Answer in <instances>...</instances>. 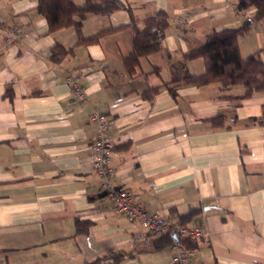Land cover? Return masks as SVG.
Wrapping results in <instances>:
<instances>
[{
	"label": "crops",
	"instance_id": "0c3cea01",
	"mask_svg": "<svg viewBox=\"0 0 264 264\" xmlns=\"http://www.w3.org/2000/svg\"><path fill=\"white\" fill-rule=\"evenodd\" d=\"M118 1L130 13L88 14L80 33L124 28L79 45L73 27L47 32L36 0H0V264H84L109 251L122 256L117 264H169V247L149 251L134 242L138 227L115 215L100 192L89 163L94 111L106 117L115 143V186L172 225L197 210L183 227L207 236L191 242L188 264H264V92L237 99L241 86L221 90L217 83L176 87L174 98L168 91L180 64L191 76L204 73L201 58L182 62L184 54L209 33L251 20L255 10L237 11L236 0ZM158 11L168 15L160 50L130 75L126 25L140 27ZM12 27L21 36L6 43ZM263 28L254 21L238 38L242 59L262 48ZM53 46L66 51L57 61ZM259 58L264 63V50ZM70 74L82 102L65 82ZM155 87L151 99L142 97ZM215 116L225 117L223 126L206 122ZM77 219L90 223L86 234H74Z\"/></svg>",
	"mask_w": 264,
	"mask_h": 264
},
{
	"label": "trees",
	"instance_id": "16d2710c",
	"mask_svg": "<svg viewBox=\"0 0 264 264\" xmlns=\"http://www.w3.org/2000/svg\"><path fill=\"white\" fill-rule=\"evenodd\" d=\"M236 10L242 11L248 8L255 10L251 20H245L241 26L234 29H223L213 31L206 35L204 43L182 56V62L201 58L204 64V73L198 76H191L182 70L183 63L179 65L180 72L171 78L168 87L170 95L174 98L176 87L193 86L202 87L211 83L220 85L221 90H226L231 86L239 85L244 89V93L237 99L249 98L253 93L264 92V63L259 58V53L264 50V42L260 50L255 51L245 59L239 54L237 40L251 26L254 21H264V0H236ZM127 10L118 0H83L80 5L74 4L72 0H36V11L45 19L47 32L52 33L63 28L73 27L78 37L77 44L93 45L104 33L115 32L124 27L108 29L94 36L83 38L80 33L81 21L88 14L107 17L118 10ZM168 26V15L164 11H158L154 16L147 17L141 22V26L134 20L126 25L132 32V52L123 59L126 71L131 75L135 67L138 66L141 58L160 50V39ZM264 36V28H263ZM66 54L59 46H53L50 58L57 61ZM168 84H165L167 86ZM159 88H151L141 95L146 99H151ZM212 127L224 125V116H215L206 120ZM260 125L264 129V105ZM264 148V143H263ZM115 149V148H114ZM197 210H192L180 217L176 224L171 226V234L152 240L145 250H160L170 247L173 243L172 234L178 228L191 219ZM90 223L88 221L75 220L74 234H86ZM186 249H190L191 242H184ZM122 256L113 251L104 253L90 262L84 264H117Z\"/></svg>",
	"mask_w": 264,
	"mask_h": 264
},
{
	"label": "built area",
	"instance_id": "2783aa9c",
	"mask_svg": "<svg viewBox=\"0 0 264 264\" xmlns=\"http://www.w3.org/2000/svg\"><path fill=\"white\" fill-rule=\"evenodd\" d=\"M180 24L183 26V22ZM20 36V31L12 27L3 39L4 42L9 43L18 40ZM77 80L70 74L66 77L65 82L70 86L76 101L82 102L84 93ZM89 119L96 126L90 146V167L100 179V192L112 201L114 214L124 217L131 225L138 227V230L133 233V240L143 246L149 245L152 240L171 234L172 224L162 211H147L140 208L137 206L132 192L112 183L115 171L111 164V156L115 143L107 133L108 121L103 114L96 111L90 114ZM172 235L175 240L169 247L171 251L169 264H188L190 251L185 248L184 242H194L198 238L206 237L207 233L198 227H181Z\"/></svg>",
	"mask_w": 264,
	"mask_h": 264
},
{
	"label": "water",
	"instance_id": "95a60500",
	"mask_svg": "<svg viewBox=\"0 0 264 264\" xmlns=\"http://www.w3.org/2000/svg\"><path fill=\"white\" fill-rule=\"evenodd\" d=\"M173 240H175L174 236L172 235Z\"/></svg>",
	"mask_w": 264,
	"mask_h": 264
},
{
	"label": "rangeland",
	"instance_id": "374dc122",
	"mask_svg": "<svg viewBox=\"0 0 264 264\" xmlns=\"http://www.w3.org/2000/svg\"><path fill=\"white\" fill-rule=\"evenodd\" d=\"M251 36H252V33H251Z\"/></svg>",
	"mask_w": 264,
	"mask_h": 264
}]
</instances>
